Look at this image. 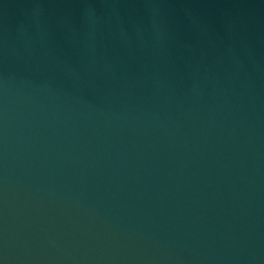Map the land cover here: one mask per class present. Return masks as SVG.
I'll return each mask as SVG.
<instances>
[{
	"label": "water",
	"instance_id": "1",
	"mask_svg": "<svg viewBox=\"0 0 264 264\" xmlns=\"http://www.w3.org/2000/svg\"><path fill=\"white\" fill-rule=\"evenodd\" d=\"M0 264H264V0H0Z\"/></svg>",
	"mask_w": 264,
	"mask_h": 264
}]
</instances>
